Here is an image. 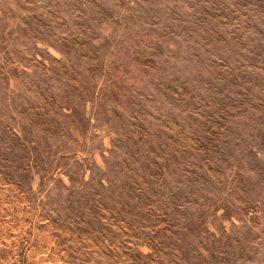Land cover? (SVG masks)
I'll list each match as a JSON object with an SVG mask.
<instances>
[{
	"label": "rangeland",
	"instance_id": "374dc122",
	"mask_svg": "<svg viewBox=\"0 0 264 264\" xmlns=\"http://www.w3.org/2000/svg\"><path fill=\"white\" fill-rule=\"evenodd\" d=\"M0 264H264V0H0Z\"/></svg>",
	"mask_w": 264,
	"mask_h": 264
}]
</instances>
